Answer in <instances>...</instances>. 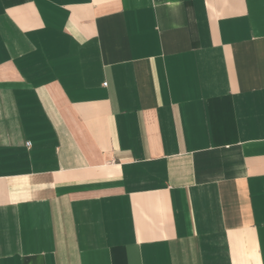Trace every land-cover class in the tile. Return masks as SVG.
Here are the masks:
<instances>
[{
	"label": "crops",
	"instance_id": "obj_1",
	"mask_svg": "<svg viewBox=\"0 0 264 264\" xmlns=\"http://www.w3.org/2000/svg\"><path fill=\"white\" fill-rule=\"evenodd\" d=\"M0 264H264V0H0Z\"/></svg>",
	"mask_w": 264,
	"mask_h": 264
}]
</instances>
